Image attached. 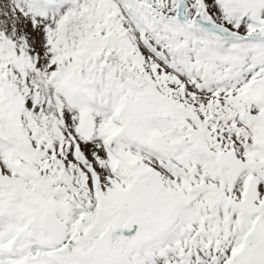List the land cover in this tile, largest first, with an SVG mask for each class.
Returning <instances> with one entry per match:
<instances>
[{
    "label": "snow or ice",
    "instance_id": "obj_1",
    "mask_svg": "<svg viewBox=\"0 0 264 264\" xmlns=\"http://www.w3.org/2000/svg\"><path fill=\"white\" fill-rule=\"evenodd\" d=\"M0 264H264V0H0Z\"/></svg>",
    "mask_w": 264,
    "mask_h": 264
}]
</instances>
